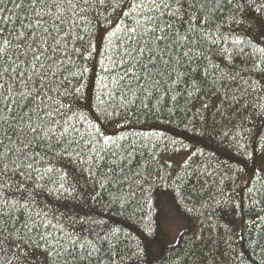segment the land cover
I'll return each mask as SVG.
<instances>
[{
  "label": "snow or ice",
  "instance_id": "1",
  "mask_svg": "<svg viewBox=\"0 0 264 264\" xmlns=\"http://www.w3.org/2000/svg\"><path fill=\"white\" fill-rule=\"evenodd\" d=\"M97 36L105 47L93 102L84 77ZM134 108L159 123L191 113L193 132L209 114L235 120L229 146L244 148L241 134L264 127V0H0V264H153L151 246L194 218L182 184L132 172L137 140L107 134ZM152 138L168 139L138 135ZM165 189L171 200L157 196ZM133 203L141 236L122 250L130 234L101 212L119 205L124 215ZM220 239L193 233L191 264H229L235 254L220 252Z\"/></svg>",
  "mask_w": 264,
  "mask_h": 264
},
{
  "label": "trees",
  "instance_id": "2",
  "mask_svg": "<svg viewBox=\"0 0 264 264\" xmlns=\"http://www.w3.org/2000/svg\"><path fill=\"white\" fill-rule=\"evenodd\" d=\"M228 28L229 24L225 22L221 31H227ZM93 42L97 51L89 58L87 66L90 71L84 77V82L86 94L94 102L99 89L96 80L103 75L101 68L105 42L99 36ZM212 59L223 66L219 55H214ZM88 113L95 117L94 108L89 107ZM191 116V113L187 116L178 114L167 123H159L152 114L145 116L134 108L131 113L121 111L113 123L105 125L109 135H125L137 140L139 150L132 164V172L138 171L149 183H155L158 174L167 175L173 187L178 183L183 185V194L189 199V206L195 204L199 209L193 214L194 218L185 220V227L179 228L181 230H178L179 234L172 245L168 243L172 240L166 233L161 235L157 244L151 246L153 264H191V258L186 255V242L190 241L193 233L201 232L205 238L210 232L213 238L219 234L220 252L231 247L235 255L229 264H264V151L261 150L260 135L255 134H264V127L254 129L251 137L244 133L241 134L243 139L237 137L245 145L238 150L237 146H229L233 141V133L237 131L235 120H221L220 116H216V122L212 123L209 114V123L203 125L197 122L196 131L193 132ZM160 119L168 120L166 111ZM117 124L121 126L116 127ZM245 127L251 128L252 125L247 124ZM151 131H163L167 141L138 139L139 134ZM144 143L147 147L141 148L140 145ZM197 149H201L203 154L194 156L185 164ZM178 177L182 179L178 180ZM249 187L253 189L251 194L247 191ZM157 196L160 200L162 196L171 200L175 193L165 189L163 195L157 193ZM229 200L241 203L242 211L227 205ZM218 201L221 203L218 204ZM134 208L136 205L130 204L124 215H120L119 205L110 212L106 209L101 212L109 226L120 227L130 234L129 240L120 245L122 250H126L127 243H135L134 238L141 236L140 213L132 216ZM96 211L100 212L99 205ZM196 251L199 252L200 248ZM120 255H123V251Z\"/></svg>",
  "mask_w": 264,
  "mask_h": 264
},
{
  "label": "rangeland",
  "instance_id": "3",
  "mask_svg": "<svg viewBox=\"0 0 264 264\" xmlns=\"http://www.w3.org/2000/svg\"><path fill=\"white\" fill-rule=\"evenodd\" d=\"M163 199H167V198L164 197V196H162V197H161V200H163ZM183 223L186 224L185 221H184ZM182 228H183V227H182ZM182 228H181V229H182ZM181 229H180V230H181ZM180 230H179V231H180ZM170 231H171V232H168V234H169L171 240H173V237L176 238V236H177V232H176V229H172V230H170ZM179 231H178V232H179Z\"/></svg>",
  "mask_w": 264,
  "mask_h": 264
}]
</instances>
